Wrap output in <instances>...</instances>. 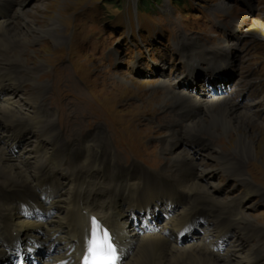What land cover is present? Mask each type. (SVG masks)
<instances>
[{
	"label": "rangeland",
	"instance_id": "rangeland-1",
	"mask_svg": "<svg viewBox=\"0 0 264 264\" xmlns=\"http://www.w3.org/2000/svg\"><path fill=\"white\" fill-rule=\"evenodd\" d=\"M148 1L152 5L144 7L143 0H0L6 18L15 13L11 19L17 21L15 29L29 33L30 41L41 38L27 46L22 41V46L6 55L25 56L23 62L32 67L25 76L24 89L11 92L28 107V98L20 96L40 92L42 102L33 106V113H55L52 128L60 132L59 154L64 160L78 151L73 150L69 137L74 136L80 146L85 135L103 128L117 153L121 152L115 154L119 162L132 161L158 171L171 165V151L163 147L164 139H168L166 127L175 124L178 133L186 129L185 122H176L178 115L171 107L174 100L164 93L161 81L173 83V87L191 85L187 92L195 99L232 97L258 124L248 127L253 151L242 165L264 192V0ZM139 5L147 9L138 12ZM0 34L7 36L9 32L0 28ZM184 48L192 57L207 55L206 64L230 67L214 72L215 80L210 70L192 77L184 63ZM200 110L198 117L205 116V106ZM41 134L48 138L46 146L50 149L55 141L52 129L46 128ZM35 137L23 139L16 151L35 149ZM234 137V131L227 136H212L210 146L201 152L202 159L195 157L207 170L199 177L201 181L214 183L221 188L219 196L223 195V201L209 202L208 207L226 206L242 197L244 182L222 171L209 152L219 149L230 155L235 150L239 158L243 154L236 151ZM184 138L173 154L180 148L194 154ZM42 156L47 160L43 151ZM243 207L251 214L250 222H246L260 230L244 242L243 248L258 245L263 252L260 262L248 258L243 264H264V194L252 193L239 210Z\"/></svg>",
	"mask_w": 264,
	"mask_h": 264
},
{
	"label": "bare ground",
	"instance_id": "bare-ground-1",
	"mask_svg": "<svg viewBox=\"0 0 264 264\" xmlns=\"http://www.w3.org/2000/svg\"><path fill=\"white\" fill-rule=\"evenodd\" d=\"M13 16L6 18L7 11L0 10V28L9 32L7 36L0 34V264H20L22 259L25 264L34 260L38 264H81L93 217L113 234L123 264H243L248 258L259 260L258 247L243 248V238L257 229L246 222H250L251 214L245 207L239 210L252 193L264 194L242 165L253 151L248 127L258 125L250 112L241 110L232 97L199 96L198 100L187 92L191 85L173 87V83L161 81L164 93L174 100L171 107L178 115L176 122L186 124L180 133L175 124L166 127L168 139H164L163 147L171 151L170 167L158 171L132 161L119 162L116 157L121 152L117 153L103 128L85 135L80 146L74 136L69 137L73 150L78 151L64 160L59 154L60 132L52 128L55 113H33V106L42 102L40 92L20 96L28 98L29 107L11 92L25 86V76L32 67L23 62L25 56L6 55L22 46V41L27 46L41 39L30 41L29 33L15 29ZM196 62L186 59L192 75L199 73ZM223 68L225 64L211 67L212 71ZM22 92L25 94L26 88ZM203 106L206 115L198 117ZM46 128L55 136L50 149L46 146L48 138L41 134ZM33 131L41 137H35ZM232 131L235 149L242 156L238 158L235 150L230 155L219 149L209 152L222 171L242 180L245 188L237 202L208 207L209 202L223 201V195L219 196L221 188L214 183L201 181L199 177L207 170L195 157L202 159L201 152L210 146L212 136H227ZM30 137H35V149L16 151L21 140ZM183 137L194 154L182 148L173 154ZM42 151L47 156L45 161ZM221 208L233 211L223 215ZM235 217L246 225L230 223ZM234 231L237 235L231 237ZM227 240L231 246L222 247Z\"/></svg>",
	"mask_w": 264,
	"mask_h": 264
},
{
	"label": "snow or ice",
	"instance_id": "snow-or-ice-1",
	"mask_svg": "<svg viewBox=\"0 0 264 264\" xmlns=\"http://www.w3.org/2000/svg\"><path fill=\"white\" fill-rule=\"evenodd\" d=\"M119 249L108 228L91 219L83 264H118Z\"/></svg>",
	"mask_w": 264,
	"mask_h": 264
}]
</instances>
